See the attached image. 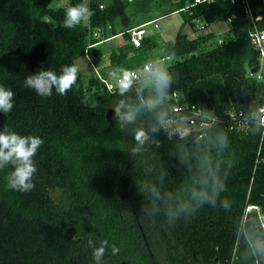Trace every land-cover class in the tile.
<instances>
[{
  "label": "trees",
  "instance_id": "1",
  "mask_svg": "<svg viewBox=\"0 0 264 264\" xmlns=\"http://www.w3.org/2000/svg\"><path fill=\"white\" fill-rule=\"evenodd\" d=\"M52 1L0 0V84L14 93L12 109L0 113V131L43 140L32 157L31 189L7 187L15 166L0 168V264H256L252 246L239 236L248 211L264 214L258 121L264 79L250 75L259 54L242 1L184 10L186 0L171 3L183 24L230 22L232 36L210 47L211 33L189 39L183 24L173 42L158 45L151 37L139 47L129 33L111 26L109 36L121 34L124 44L99 61L104 78L87 77L77 62L91 58L93 46L108 37L109 8L91 3L92 15L66 28L65 8L84 1L50 6ZM250 5L263 28L262 0ZM97 30L102 33L94 37ZM157 48L162 58H180L164 68L170 79L163 94L154 81L109 88L110 77L122 79L154 64ZM69 65L77 67L76 82L63 94L51 85V95L41 96L24 84L37 71L59 76ZM97 89L101 93L90 99ZM174 93L180 113L172 111ZM193 108L213 111L217 123L199 133H171L166 121ZM201 176H209L206 185L197 183ZM211 177L223 188L197 205L191 189L211 194ZM184 203L190 204L187 210L179 207ZM100 247L97 261L94 250Z\"/></svg>",
  "mask_w": 264,
  "mask_h": 264
},
{
  "label": "clouds",
  "instance_id": "2",
  "mask_svg": "<svg viewBox=\"0 0 264 264\" xmlns=\"http://www.w3.org/2000/svg\"><path fill=\"white\" fill-rule=\"evenodd\" d=\"M65 20L63 26L66 28H73L78 25L82 20L87 19L92 15V12L87 9L84 4L70 5L65 8ZM51 23V18H48ZM145 71L153 79L156 85V91L158 94H163L164 89L169 83V74L161 66H153L152 64L145 65ZM77 67L75 65L64 66L62 73L57 76L52 70L37 71L34 75L25 78L24 84L26 87L34 89L37 94L41 96L51 95L50 86L55 85L56 91L63 94L65 90L69 89L76 82ZM14 95L10 88H5L0 84V113H7L12 109L11 97ZM128 119H132L129 115ZM144 133L141 131L137 134V139L141 140ZM142 142V140H141ZM43 140L36 135H20L19 133L5 128L0 131V168L11 163L15 167L8 174L6 181L7 187L16 188L19 187L21 191L31 189L33 187L31 183V177L36 171L33 164L32 157L36 154L38 146L42 145ZM209 176H211V170L209 168ZM209 176H201L197 183L200 185H206L208 183ZM212 179L211 194L203 191L200 188L193 187L191 189V198L196 201L197 205L208 201L217 193L218 189L223 188V184L215 177ZM171 195L170 193L168 194ZM228 203L223 202V207L228 208ZM181 210H187L190 204L184 203L180 206ZM118 249L113 247V253ZM103 254V247L94 250V259L99 260Z\"/></svg>",
  "mask_w": 264,
  "mask_h": 264
},
{
  "label": "rangeland",
  "instance_id": "3",
  "mask_svg": "<svg viewBox=\"0 0 264 264\" xmlns=\"http://www.w3.org/2000/svg\"><path fill=\"white\" fill-rule=\"evenodd\" d=\"M84 5L89 8V4H96L102 8H109L110 22L107 23V30L104 37L109 36L111 26L114 27L117 32H126L127 29L139 26L144 23H149L143 27L145 32L144 37L152 33L151 37L155 39V42L160 45L163 42H173L177 32L183 24V17L177 11L172 12V5L169 0H83ZM67 0H53L50 6L64 5ZM157 28H154V26ZM203 27V28H202ZM202 28V29H200ZM230 22L221 21L207 25L201 20H193L183 24L182 33L189 39H194L198 35L211 33L214 36V42L211 41L207 44L208 47L213 46L216 42L224 41L232 36L230 32ZM124 38L119 35L111 41L105 42L94 46L91 50V58H82L77 62L78 68L84 75H91L92 73L98 74V77L104 78L100 69L99 61L102 58V52H105V56H109L111 51L114 50L117 45L122 44ZM95 51V52H94ZM96 53V55L94 54ZM157 60L154 62L155 66H161L165 68L169 64L180 60L179 57H161L163 51L160 48L156 49ZM97 70V72H96ZM86 77V78H87ZM107 79V78H106ZM120 78H109L110 88L121 85ZM108 81V80H107ZM153 81L152 78H142L138 81L141 87L148 86ZM94 88H96L94 86ZM102 90V89H101ZM101 90H91L89 98L94 99L97 94L101 93ZM160 104V101L152 103V106ZM171 132V131H170ZM257 210H253L256 212ZM252 211H248L251 213Z\"/></svg>",
  "mask_w": 264,
  "mask_h": 264
},
{
  "label": "built area",
  "instance_id": "4",
  "mask_svg": "<svg viewBox=\"0 0 264 264\" xmlns=\"http://www.w3.org/2000/svg\"><path fill=\"white\" fill-rule=\"evenodd\" d=\"M178 1L179 0H170L171 3ZM219 1H230L233 3L234 0H186L185 6L180 10H184L188 7H192L200 4H211ZM241 1L245 5L246 13L249 15L251 21L253 22V28L249 32V37L254 50L259 54V60H258L259 64L258 66H256L257 71L254 74L250 73V75L251 76L254 75L257 80H263L264 79V27L260 28L256 24L258 21L261 20L262 17L253 15V11L250 5V0H241ZM262 2L264 5V0H262ZM149 23H144L139 26L133 27L131 29H127L126 32L129 33L130 35V43L134 47H139L141 45L145 33L143 27L148 25ZM154 28H157V26L155 25ZM101 33H102L101 30H97L96 32H94V37H98ZM146 64H152V63H145L139 70L130 71L128 75H126V77L119 80L121 84L126 82H138L142 78L150 77L148 72L145 71ZM172 99H174L175 101L172 106V111L174 113H180L182 107L181 105L178 104L179 96L176 93H174L172 95ZM258 121H259V125L261 126L262 133L264 135V106L258 109ZM216 123H217V118L213 113V111L207 109H201V108H197V109L193 108L187 115L181 116L180 119L167 120L165 125L168 127H172V126L174 127L171 130V133H175L178 135H185L192 132L199 133L203 129L209 128L215 125ZM256 212H259V210H257Z\"/></svg>",
  "mask_w": 264,
  "mask_h": 264
},
{
  "label": "water",
  "instance_id": "5",
  "mask_svg": "<svg viewBox=\"0 0 264 264\" xmlns=\"http://www.w3.org/2000/svg\"><path fill=\"white\" fill-rule=\"evenodd\" d=\"M256 71L257 67H253L250 73L254 74ZM242 225L239 242L249 243L254 250L256 264H264V214L247 212Z\"/></svg>",
  "mask_w": 264,
  "mask_h": 264
},
{
  "label": "crops",
  "instance_id": "6",
  "mask_svg": "<svg viewBox=\"0 0 264 264\" xmlns=\"http://www.w3.org/2000/svg\"><path fill=\"white\" fill-rule=\"evenodd\" d=\"M121 33V32H120ZM119 35H121V34H118V35H115V36H108L107 38H105L102 42H100V43H98V44H96V45H94V46H97V45H99V44H104L105 42H108V41H111L112 39H114V38H116V37H118ZM144 35H145V33H144ZM151 35H152V33H150L148 36H146V37H144V39H148V38H151ZM122 44H124V41L122 42ZM122 44H120V45H122ZM93 46V47H94ZM103 54H102V57H104L105 56V52H102ZM148 78V77H147Z\"/></svg>",
  "mask_w": 264,
  "mask_h": 264
}]
</instances>
